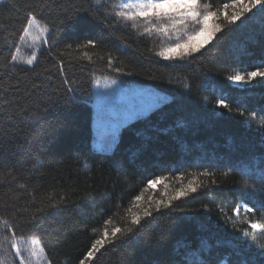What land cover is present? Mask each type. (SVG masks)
<instances>
[{
	"label": "trees",
	"instance_id": "16d2710c",
	"mask_svg": "<svg viewBox=\"0 0 264 264\" xmlns=\"http://www.w3.org/2000/svg\"><path fill=\"white\" fill-rule=\"evenodd\" d=\"M16 2L19 18L9 13V0L0 5V125L6 133L0 144V218L17 217L13 223L21 242L30 239L45 247L52 264H78L101 238L106 220H111L109 231L127 227L130 207L143 215L151 205L153 217L142 220L136 236L126 244H106L90 264H239L245 259L264 264V83L257 78L235 86L227 80L264 63V14L253 10L255 15L228 25L223 4L231 0H201L210 10H221L222 30L195 58L165 61L155 52L166 37L140 36L142 28L130 25L106 26L103 13L94 20L80 11L61 24V6L72 0H49L53 7L44 10L41 24L55 27L29 66L12 56L21 43L24 8L33 0ZM74 2L86 9L90 0ZM88 39H97L99 46L81 47ZM109 56L114 67L131 74L110 72ZM98 77L170 98L121 127L108 153L93 147L91 104ZM65 79L79 85L76 102L64 94ZM55 89H62L59 102L38 106L46 105L49 95L55 99ZM221 97L231 112L216 107ZM205 170L212 175H200ZM160 177L148 187L150 179ZM190 181L197 191L173 201L178 210L154 211L157 200L168 198L164 193L174 195ZM137 195L141 201L133 207ZM53 202L57 207H48ZM38 208H44L37 213L40 226L26 227L19 218H30ZM249 223L260 227L253 230Z\"/></svg>",
	"mask_w": 264,
	"mask_h": 264
},
{
	"label": "snow or ice",
	"instance_id": "6c2138e0",
	"mask_svg": "<svg viewBox=\"0 0 264 264\" xmlns=\"http://www.w3.org/2000/svg\"><path fill=\"white\" fill-rule=\"evenodd\" d=\"M6 0H0V5H4ZM53 5L49 0H33L32 3L28 4L24 8V16L21 18L22 34H20L19 39L21 41L32 32L40 30L41 35L48 34L51 35L52 28L55 27L49 21H45L43 26L41 21L44 19L42 13L44 10H51ZM62 13L58 14L57 18L61 24H66L72 20L80 11H84L86 14L91 15L94 20L100 19V14L103 13L104 23L106 26L114 27H128L129 25L133 29L142 28V31L138 33L140 36L151 37L154 33L158 36H165L169 40L175 37V42L168 44V46L163 47L161 50L155 52V56L165 60V61H186L189 57L195 58V54L200 52L207 43V39L201 43L197 42V38L201 36H207L211 39L216 35V33L222 30V25L218 23L221 17V10L217 8L215 11L210 10L211 5L202 3L201 0H90L89 7L82 9L81 6L75 4L74 0L67 5L61 6ZM40 10V12L37 11ZM224 21L228 25H235L238 21H242V18L246 17L247 14L253 13V10H257L260 14H264V0H231V3L223 4ZM231 9V12H228ZM8 11L10 14H15L19 18L20 7H18L16 0H9ZM8 19H13L12 15L8 16ZM251 19V17H249ZM212 20L210 24L209 21ZM191 23L194 26L191 32L187 31L188 25ZM183 33V34H181ZM47 43V40L45 41ZM99 41L97 39H88L81 47H92L96 48L99 46ZM87 55V53H85ZM35 58V57H34ZM89 59H91L89 57ZM101 61L104 57H100ZM12 60L15 61L16 57L13 55ZM34 59H28L26 64L32 66ZM108 70L115 71L118 75L131 73H122L119 67H114L115 61L111 56L107 59ZM27 71V70H25ZM60 74L64 75L63 67L60 70ZM259 78L261 83H264V63L259 65L256 70L237 72L234 75H229L227 80L233 85H249L252 81ZM116 84V81H112ZM93 84L99 87L100 81L93 78ZM63 86L66 88L64 93L67 99L72 102L77 101L76 93L80 90L79 85H74L67 79L63 81ZM105 88L110 87V85L105 84ZM185 89L190 91V87L185 85ZM56 95L55 99L52 95L47 98L46 105H38L47 108L48 106H55L60 99V94L62 89L54 90ZM165 98H155L153 97L152 103L146 108L134 112L133 117L142 116L146 111L151 110L159 106V104L164 102ZM217 108L227 109L229 112L232 108L229 103L225 102L223 97L219 98L216 103ZM34 111V110H33ZM262 111V120H264V109ZM102 115V114H101ZM240 115L243 116L244 112L241 111ZM255 115V113H253ZM131 118V117H130ZM3 119V118H0ZM7 119H11L8 117ZM264 126V123H262ZM6 133L3 131V125H0V144L3 143V139ZM111 147V142L105 140L99 145L101 151L106 150ZM227 174V173H225ZM202 176H210L212 173L205 170L200 173ZM3 177L0 176V179ZM163 177L159 179H150L148 181V187L152 188L154 185L160 183ZM260 179L264 181V167L260 169ZM23 187V185H20ZM197 191V186L193 184L192 181L189 182L188 188H180L175 191L174 195H168L164 193L168 198L157 200L155 202L154 211L157 213H163V210L176 211L179 209L178 205H173V201L179 200L182 197H186L190 192L194 193ZM64 197H60V201L63 202ZM141 201V196H135L132 201L133 207H139V202ZM48 207L56 208L57 203L53 202L48 205ZM182 210V209H181ZM248 211H252L251 208H247ZM44 208L36 209L33 215L28 217H20L19 219L23 221L24 225L28 228L36 229L40 226L42 222V217L37 213L43 212ZM129 213H132L130 223L127 227H112L109 231L107 225L111 224V220H106L105 229L100 234L101 238H97L91 244L86 255L82 259H79L78 264H90L97 253L101 251L106 244H116L120 241L121 244H126L132 237L136 236L139 230L143 227L142 220H148L153 217V208L151 205L143 210V215L140 213H133V208L128 209ZM17 217L13 216L10 219L0 218V264H9L8 256H12L11 264H40L41 261L46 260L47 264H52L51 260L47 256L45 247L42 245L37 246L36 241H25V244L31 243V247L27 249L29 255L25 256L24 252L21 251V238L16 233L17 224L13 223L16 221ZM249 227L253 230L258 229L260 226L257 223H249ZM11 234L9 236L8 234ZM247 234V233H245ZM14 254V255H12ZM239 264H249L248 260H241Z\"/></svg>",
	"mask_w": 264,
	"mask_h": 264
},
{
	"label": "rangeland",
	"instance_id": "374dc122",
	"mask_svg": "<svg viewBox=\"0 0 264 264\" xmlns=\"http://www.w3.org/2000/svg\"><path fill=\"white\" fill-rule=\"evenodd\" d=\"M209 23L211 24L212 22L209 21ZM190 24L191 23H189L187 28L188 32L192 31ZM206 39L207 42H209L212 38L208 39L207 36H201L197 38V42L203 43ZM44 42L45 34L41 35L40 30L30 33L25 38V40L21 41L19 49L17 50L15 55V61L18 63L26 64V61L28 59H34L35 52L37 51L39 46ZM174 42L175 37H173L172 40H169L166 37V42L164 43L163 47H166L168 46V44ZM28 51H30L29 54L27 53ZM96 79L100 81V85L99 87H96L94 85V100L91 105L93 109V147L100 152L101 150L99 148V145L105 140L111 142V147L106 150H103L102 152L108 153L112 150L121 127H123L129 121H132L137 118L133 117L132 114L150 105L152 103L153 97L165 98L163 103L168 102L170 99L165 94L158 93L155 90L144 86L122 85L117 81L116 84H113L112 79L102 77H98ZM105 84L110 85V87L105 88ZM163 103L159 104V106ZM149 111H146L142 116L147 114ZM25 241L33 240L28 239ZM25 241L21 242L23 243L21 245H24L23 248H21V251L24 252L26 256H28L29 253L27 249L30 248L32 245L31 243H28L26 245ZM40 264H47V261H41Z\"/></svg>",
	"mask_w": 264,
	"mask_h": 264
}]
</instances>
